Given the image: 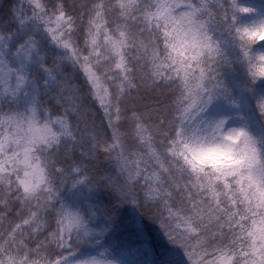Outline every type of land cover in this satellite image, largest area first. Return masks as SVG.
I'll list each match as a JSON object with an SVG mask.
<instances>
[{
    "label": "snow or ice",
    "instance_id": "1",
    "mask_svg": "<svg viewBox=\"0 0 264 264\" xmlns=\"http://www.w3.org/2000/svg\"><path fill=\"white\" fill-rule=\"evenodd\" d=\"M0 264H264V0H0Z\"/></svg>",
    "mask_w": 264,
    "mask_h": 264
},
{
    "label": "trees",
    "instance_id": "2",
    "mask_svg": "<svg viewBox=\"0 0 264 264\" xmlns=\"http://www.w3.org/2000/svg\"><path fill=\"white\" fill-rule=\"evenodd\" d=\"M123 211V210H122ZM151 227V231H152V235L154 237L155 243L157 245V253H160L163 251V249L169 247L166 243V241L164 240V238L162 237V235L156 230V228L154 226H150ZM159 255L155 256V257H148V259H159ZM141 260L145 259L144 257H140Z\"/></svg>",
    "mask_w": 264,
    "mask_h": 264
}]
</instances>
